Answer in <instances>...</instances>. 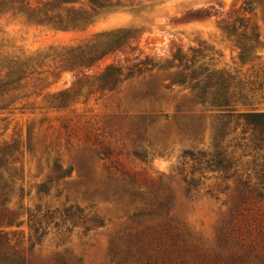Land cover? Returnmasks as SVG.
<instances>
[{
  "label": "rangeland",
  "instance_id": "rangeland-1",
  "mask_svg": "<svg viewBox=\"0 0 264 264\" xmlns=\"http://www.w3.org/2000/svg\"><path fill=\"white\" fill-rule=\"evenodd\" d=\"M70 1L65 6L80 10L83 20L68 30L38 24L26 10L0 8V45L36 57L23 68L22 79L7 87H17L13 95L0 102V146L16 147L15 163L7 167L22 186L12 205L22 206L20 212L28 207L76 213L75 226L65 215L47 219L49 227L32 242L33 262L134 264L129 259L134 248L122 234L136 225L140 207L161 201L193 240L210 242L225 197L207 194L216 192L220 180L198 158L212 144L214 118L192 101L189 89L170 84L174 58L189 59L195 50L197 64L249 76L264 65L263 8L251 5L249 13L260 34V59L242 65L214 17L194 19L185 11L209 5L228 11L247 0ZM120 28L132 29L136 52L154 69L135 71L116 88L103 90L98 77L105 66L130 63L115 51L85 76L78 74L72 87L77 69L70 70L73 64L58 61L51 50ZM249 103L264 111V96ZM22 219L14 229L27 239Z\"/></svg>",
  "mask_w": 264,
  "mask_h": 264
},
{
  "label": "trees",
  "instance_id": "trees-1",
  "mask_svg": "<svg viewBox=\"0 0 264 264\" xmlns=\"http://www.w3.org/2000/svg\"><path fill=\"white\" fill-rule=\"evenodd\" d=\"M70 0H0V8L6 11H28L35 22L57 30L75 29L82 22L80 10L66 7ZM264 10V0H247L228 11L214 6L188 9L185 15L194 19L214 17L221 34L238 50L242 65L260 59V34L251 22V5ZM27 13V12H26ZM133 31L130 28L104 31L95 34L83 43L52 49L58 61L71 63L70 70L77 69L75 86L92 66L117 51L130 63L107 64L98 80L103 90H112L128 76L137 71L153 70L155 65L140 57L133 46ZM191 58L177 59L176 70L171 74L170 84L189 89L192 101L214 118L212 144L200 154L198 161L220 180L216 192L207 194L219 200L225 199L215 234L210 242L193 240L183 224L170 215L168 202L144 204L134 213L138 219L135 226L124 231L122 236L134 248L129 259L134 264H264V111L251 108L252 99L264 96V65L253 68L247 77H239L229 69L197 64ZM136 53V55H134ZM36 57L9 53L0 45V102L9 99L14 82L21 80L23 68ZM190 61L182 65L181 61ZM10 95H13L10 92ZM200 119V118H199ZM16 147L12 143L0 146V264H35L33 240H37L49 227L47 219H70L75 226L76 213L71 209L31 210L14 207L11 202L15 191L22 192L7 165L15 163L12 155ZM11 158V159H10ZM6 173V174H5ZM16 194V193H15ZM71 211V212H70ZM26 217L29 235L25 239L19 227ZM78 217V216H77ZM63 223V222H62ZM56 228L58 224L54 225ZM41 231V232H40ZM26 243L29 245L26 246ZM31 243V244H30Z\"/></svg>",
  "mask_w": 264,
  "mask_h": 264
}]
</instances>
